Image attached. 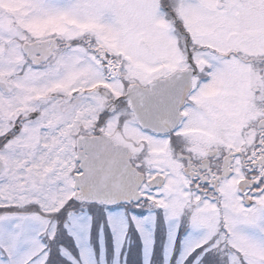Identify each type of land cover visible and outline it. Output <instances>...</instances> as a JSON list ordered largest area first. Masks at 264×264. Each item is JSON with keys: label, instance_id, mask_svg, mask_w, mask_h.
<instances>
[{"label": "snow or ice", "instance_id": "snow-or-ice-1", "mask_svg": "<svg viewBox=\"0 0 264 264\" xmlns=\"http://www.w3.org/2000/svg\"><path fill=\"white\" fill-rule=\"evenodd\" d=\"M0 264H264V0H0Z\"/></svg>", "mask_w": 264, "mask_h": 264}]
</instances>
